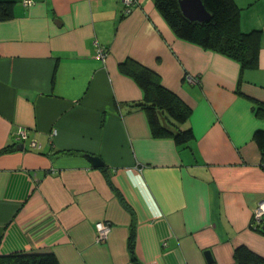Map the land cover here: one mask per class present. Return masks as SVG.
Returning <instances> with one entry per match:
<instances>
[{"label":"crops","instance_id":"1","mask_svg":"<svg viewBox=\"0 0 264 264\" xmlns=\"http://www.w3.org/2000/svg\"><path fill=\"white\" fill-rule=\"evenodd\" d=\"M13 1L0 21V255L134 264L131 240L142 264H238L240 244L264 256L252 223L264 200L253 138L264 129V0H234L242 31L260 30L257 66L242 70L176 36L154 0L125 14L126 0ZM128 58L191 108L189 145L152 135L131 105L143 91L119 68ZM98 221L111 226L102 241Z\"/></svg>","mask_w":264,"mask_h":264},{"label":"trees","instance_id":"2","mask_svg":"<svg viewBox=\"0 0 264 264\" xmlns=\"http://www.w3.org/2000/svg\"><path fill=\"white\" fill-rule=\"evenodd\" d=\"M14 2L0 0V21L12 17ZM154 3L176 36L237 61L241 70L257 66L260 30L242 31L239 24L240 7L234 0H202L210 14V19L206 21L187 19L181 12L178 0H154ZM119 68L131 76L143 91L142 100L131 105L144 110L152 135L172 137L177 144L189 145L194 139L193 130L191 127L184 128L181 124L190 117L191 108L177 94L164 87L158 75L148 67L128 58L119 63ZM253 138L261 150L264 167V129L255 130ZM8 149L9 147H6L1 151ZM254 227L264 232L259 224ZM129 249L131 261L134 264H142L134 253L131 240ZM233 257L238 264H264V256L243 244L235 247ZM0 264L60 262L50 252H12L0 255Z\"/></svg>","mask_w":264,"mask_h":264},{"label":"built area","instance_id":"3","mask_svg":"<svg viewBox=\"0 0 264 264\" xmlns=\"http://www.w3.org/2000/svg\"><path fill=\"white\" fill-rule=\"evenodd\" d=\"M32 0H24V4H30ZM135 5L134 0H126L125 1V8L123 13H128L131 11L132 7ZM107 52L104 48H98V56L102 59L106 56ZM20 139L27 138V132L25 130H19L18 132ZM31 147H39L38 141L35 139H31L29 142ZM262 216H264V200H260L252 211V223L258 225L262 221ZM96 227V240L102 241L107 238L111 226L108 222L98 221L95 223Z\"/></svg>","mask_w":264,"mask_h":264},{"label":"water","instance_id":"4","mask_svg":"<svg viewBox=\"0 0 264 264\" xmlns=\"http://www.w3.org/2000/svg\"><path fill=\"white\" fill-rule=\"evenodd\" d=\"M182 14L191 21H206L210 19V14L205 9L202 0H178ZM86 157L95 166H103L102 160L95 155L87 154ZM264 229V225H262ZM204 254L210 258V252L206 250Z\"/></svg>","mask_w":264,"mask_h":264},{"label":"rangeland","instance_id":"5","mask_svg":"<svg viewBox=\"0 0 264 264\" xmlns=\"http://www.w3.org/2000/svg\"><path fill=\"white\" fill-rule=\"evenodd\" d=\"M183 124H184V123H182L181 126H183ZM259 225H260V227H262V224H259Z\"/></svg>","mask_w":264,"mask_h":264}]
</instances>
